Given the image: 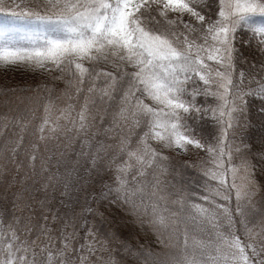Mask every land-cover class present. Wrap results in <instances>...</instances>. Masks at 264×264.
Here are the masks:
<instances>
[{
  "label": "snow or ice",
  "instance_id": "6c2138e0",
  "mask_svg": "<svg viewBox=\"0 0 264 264\" xmlns=\"http://www.w3.org/2000/svg\"><path fill=\"white\" fill-rule=\"evenodd\" d=\"M40 2L36 10L26 0H0V15L29 29L0 28V65L58 73L53 79L64 81L65 89L55 98L47 88L44 97L37 91L39 118L31 107L0 117V161L41 176L45 191L63 185L64 194L81 159L89 172L110 173L111 183L101 177L93 201L146 219L171 250L119 244L137 264H264V211L256 209L254 179L258 167L264 171V151L252 155L238 136L249 98L264 114V59H249L264 54V0ZM240 63L255 71H237ZM200 96L214 98L215 105L198 104ZM204 120L216 127L211 142L198 131ZM101 133L115 143L97 139ZM77 141L73 171L60 174ZM163 150L203 151L207 159L184 162L197 178L177 189L161 179L169 173ZM233 199L234 209L228 206ZM38 203V215L13 212L7 223L0 217V264H120L111 247L118 237L107 228L101 235L96 209L58 215L46 200ZM172 205L178 211H168ZM253 214L261 219L250 227ZM193 226L210 227L212 236L190 243Z\"/></svg>",
  "mask_w": 264,
  "mask_h": 264
},
{
  "label": "trees",
  "instance_id": "16d2710c",
  "mask_svg": "<svg viewBox=\"0 0 264 264\" xmlns=\"http://www.w3.org/2000/svg\"><path fill=\"white\" fill-rule=\"evenodd\" d=\"M26 6L41 10L42 5L40 0H26ZM257 20L261 18L257 17ZM12 28L18 33L28 31V27L23 22L13 19L12 17H5L0 15V28ZM240 39L251 38L245 33L238 34ZM245 54L249 55V51L245 50ZM249 59H254L258 64L264 59V54H257L254 57L249 55ZM243 70L246 74L252 73L255 69L251 68L249 64L240 63L237 65V71ZM58 73H48L39 70H31L24 67H6L0 65V117H15L26 111L29 107L34 108L35 115L39 118L42 115V109L39 104L43 100L37 101L36 94L39 90L41 97L47 96L48 92L44 89L50 90L53 98L60 95L65 89L64 81L54 80L53 76ZM246 111V126L238 132V136L245 143L251 146L250 152L254 156H258L261 151H264V114L259 111L261 105L258 101L251 100ZM198 104L215 105L216 101L212 97H197ZM61 107L63 103L57 101ZM38 122V120L36 121ZM108 123L105 121L103 127H107ZM203 137L211 142L213 135L216 132L215 124L212 120H204L198 127ZM111 135V134H109ZM97 139L108 144H114V139L106 138L101 133ZM135 140V137L133 138ZM158 147V145H153ZM79 151V142H75L73 148L69 150L67 156L61 162L59 173L63 174L65 171H73V166L77 157L75 152ZM164 155L169 157V173L161 177L162 180L170 182L178 189L182 184L187 185L188 179L197 178V172L194 169L184 168V162L199 165L202 161L207 159V154L203 151H191L192 157H185L177 155L175 152L163 150ZM26 163V162H25ZM3 165V170H0V217L7 223L13 212L17 216H26L29 214L38 215L40 212L39 201H47L48 208L58 215L65 213L71 215L79 213L82 207H92L100 213L94 220L97 228L103 235L105 229L116 233L118 240L111 245L113 249L114 258L120 264H137V258L134 255H129L119 244L123 243L134 251H139L141 248L147 249L153 253H164L171 251L164 248L160 243V235L154 231L145 219L141 222L131 211L105 201H93L92 197L98 195L101 188V177L104 183H111L110 173L99 168L98 171H87L88 165L81 159L80 164L73 172L76 178L69 184L67 194L63 185H57L55 188H48L44 190V180L41 176H32L27 167H23L19 172L14 166L8 164L7 160L0 161ZM54 171L56 169H53ZM37 171H39L37 169ZM178 173V174H177ZM32 176L31 179L29 177ZM258 184L257 195L255 197V204L257 212L264 211V171L258 167L254 177ZM172 191V189H169ZM176 197L171 196L174 200ZM199 203V201H195ZM222 202V201H218ZM14 205L19 206L23 211H17ZM235 200L233 199L228 206L234 209ZM35 209L34 213H29L28 209ZM168 211L176 212L177 207L172 205ZM92 219V217H88ZM234 218L237 220V235H241V228L239 224V217L234 212ZM261 217L253 214L250 217L249 226L252 227L256 221ZM110 222V223H107ZM225 230L226 229H222ZM190 243L193 239L208 241L212 236V230L208 226L199 228L193 226L189 229ZM83 235V233H81Z\"/></svg>",
  "mask_w": 264,
  "mask_h": 264
},
{
  "label": "rangeland",
  "instance_id": "374dc122",
  "mask_svg": "<svg viewBox=\"0 0 264 264\" xmlns=\"http://www.w3.org/2000/svg\"><path fill=\"white\" fill-rule=\"evenodd\" d=\"M179 155H181V156H185V157H192V156H193L192 153H191V151H189V152H187V153H181V154H179Z\"/></svg>",
  "mask_w": 264,
  "mask_h": 264
}]
</instances>
